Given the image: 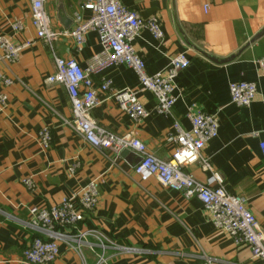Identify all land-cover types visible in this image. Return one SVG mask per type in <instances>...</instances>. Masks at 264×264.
<instances>
[{
  "label": "crops",
  "instance_id": "crops-1",
  "mask_svg": "<svg viewBox=\"0 0 264 264\" xmlns=\"http://www.w3.org/2000/svg\"><path fill=\"white\" fill-rule=\"evenodd\" d=\"M32 1L0 0V38L32 43L17 63L0 61V95L8 97L7 107L0 105V264H26L22 253L39 235L29 226L32 208L58 206L94 180L100 183L97 206L82 214L74 228L64 230L96 233L107 248L93 236L86 238L81 252L58 242L60 254L52 264H199L203 257L257 264L249 247L236 246L213 225L197 197L187 199L154 178L142 181L134 170L140 160L136 153L94 149L66 125L73 116L68 91L64 85L48 82L56 72L55 59H75L86 69L92 57L102 52V45L95 32L87 34L81 50L70 36L47 45L32 25ZM121 2L142 19L157 18L160 23L162 40L142 30L132 45L149 76L165 73L180 54L186 55L190 66L175 81L178 101L170 116L156 112V99L141 89L131 69L118 66L101 71L93 77L94 88L99 90L108 80L118 90H133L149 117L134 123L108 93L99 91L100 104L91 113L94 123L115 136H135L150 154L167 162L175 149L167 136L176 135L174 123L191 129L190 106L216 115L219 134L206 145L202 157L221 175L229 194L246 198L264 234V156L259 146L264 140V75L257 65L264 56V34L255 40L264 30V0ZM86 3L43 2L54 31H73L76 15L89 19L90 12L83 8ZM17 22L23 26L20 33L11 27ZM2 78L13 84L3 85ZM238 81L257 87L249 107L231 102L229 86ZM44 127L51 128L53 137L47 151L38 141ZM74 165L78 167L71 171ZM185 171L203 185L212 176L199 164ZM29 179L33 189L24 184ZM75 205L81 211L78 201ZM111 245L135 250L122 253Z\"/></svg>",
  "mask_w": 264,
  "mask_h": 264
},
{
  "label": "built area",
  "instance_id": "built-area-1",
  "mask_svg": "<svg viewBox=\"0 0 264 264\" xmlns=\"http://www.w3.org/2000/svg\"><path fill=\"white\" fill-rule=\"evenodd\" d=\"M44 0L32 1V25L37 37L47 45L52 46L62 36L72 37L79 50L90 32L98 35L102 52L92 57L86 69H83L75 59L56 58V72L48 78L49 83L64 85L72 104V119L65 122L91 147L100 151L121 154L131 151L138 155L139 163L135 173L148 181L156 179L164 188L182 193L185 198L197 197L203 204L213 225L226 232L236 246H247L251 250L252 261L264 264V234L256 217L247 206L245 197L229 194L223 183V178L215 172L208 160L202 157L206 145L216 139L219 134V120L216 115L208 114L192 105L188 108L187 118L191 129L184 130L178 123L173 128L176 135L169 134L167 140L175 146L169 161H161L150 154L146 145L133 135L115 136L97 126L91 116L92 111L100 104L98 92L108 93L117 103L120 110L134 123H141L149 117V111L140 102L133 90H118L111 81H104L99 90L94 88L93 77L109 67L123 66L131 69L138 77L141 89L151 93L156 99V112L162 116H170L178 101L175 95V81L180 72L190 66V61L184 54L175 57L165 73L149 76L145 62L133 50V42L142 30H149L157 40L164 35L157 18L144 20L141 16L126 8L121 0H87L84 10L91 16L84 20L76 15V26L73 31H54L51 19L44 9ZM209 9L205 7V11ZM15 33L23 31L20 22L11 25ZM32 47L31 42L16 44L7 37L0 38V61L9 64L18 62L23 51ZM264 75V56L257 61ZM5 86H10L11 80L2 78ZM231 102L240 107H249L255 100L257 87L254 83L238 81L229 86ZM8 97L0 95L2 109L7 107ZM52 130L44 127L38 135L41 148L47 151L52 143ZM260 150L264 156V140L260 142ZM199 164L212 176L205 185L185 171L191 165ZM78 165L70 168L73 171ZM24 184L33 189L31 179ZM99 180L91 181L81 193L72 198H66L58 206L50 209L32 208L29 212V226L39 233L32 244L23 251L26 264H52L60 254L58 242L66 244L75 251L81 252L86 245V238L93 236L100 241L105 250L100 235L93 232L66 233L64 229L74 228L86 211H92L99 201ZM75 201H78L81 211H78ZM88 245V243H87ZM118 252L129 253L135 249L111 245ZM136 252V251H135ZM103 256L100 261H103ZM199 264H235L210 257H203Z\"/></svg>",
  "mask_w": 264,
  "mask_h": 264
},
{
  "label": "water",
  "instance_id": "water-1",
  "mask_svg": "<svg viewBox=\"0 0 264 264\" xmlns=\"http://www.w3.org/2000/svg\"><path fill=\"white\" fill-rule=\"evenodd\" d=\"M65 21V19H64ZM264 34V30L257 36V38L255 40H257L260 36H262ZM254 42V41H253ZM123 156H126L125 154Z\"/></svg>",
  "mask_w": 264,
  "mask_h": 264
}]
</instances>
